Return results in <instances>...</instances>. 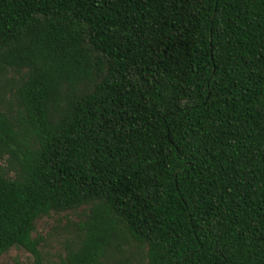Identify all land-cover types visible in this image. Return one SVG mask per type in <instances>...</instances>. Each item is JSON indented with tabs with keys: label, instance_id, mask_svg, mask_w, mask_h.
I'll return each mask as SVG.
<instances>
[{
	"label": "trees",
	"instance_id": "obj_1",
	"mask_svg": "<svg viewBox=\"0 0 264 264\" xmlns=\"http://www.w3.org/2000/svg\"><path fill=\"white\" fill-rule=\"evenodd\" d=\"M264 264V0H0V257Z\"/></svg>",
	"mask_w": 264,
	"mask_h": 264
},
{
	"label": "rangeland",
	"instance_id": "obj_2",
	"mask_svg": "<svg viewBox=\"0 0 264 264\" xmlns=\"http://www.w3.org/2000/svg\"><path fill=\"white\" fill-rule=\"evenodd\" d=\"M74 214H51L36 221L33 237L43 239L41 251L49 264H60L64 240L67 238V222L76 221ZM0 264H33L32 256L25 250L12 248L0 257Z\"/></svg>",
	"mask_w": 264,
	"mask_h": 264
}]
</instances>
